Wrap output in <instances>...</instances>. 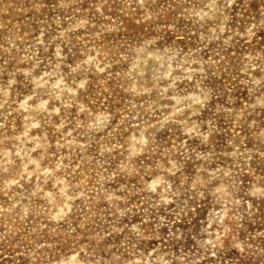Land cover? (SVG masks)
I'll list each match as a JSON object with an SVG mask.
<instances>
[{"label": "clouds", "instance_id": "9594fccd", "mask_svg": "<svg viewBox=\"0 0 264 264\" xmlns=\"http://www.w3.org/2000/svg\"><path fill=\"white\" fill-rule=\"evenodd\" d=\"M0 264H264V0H0Z\"/></svg>", "mask_w": 264, "mask_h": 264}]
</instances>
